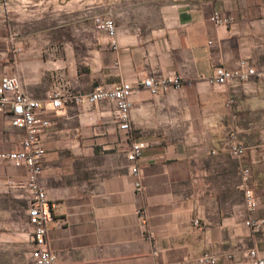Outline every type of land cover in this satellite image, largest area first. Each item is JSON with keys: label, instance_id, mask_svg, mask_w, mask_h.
Returning a JSON list of instances; mask_svg holds the SVG:
<instances>
[{"label": "crops", "instance_id": "obj_1", "mask_svg": "<svg viewBox=\"0 0 264 264\" xmlns=\"http://www.w3.org/2000/svg\"><path fill=\"white\" fill-rule=\"evenodd\" d=\"M214 13L231 22L215 26ZM97 19L112 21V38ZM240 61L264 69V0L0 1V80L14 75L34 99L151 74L181 81L156 96L134 91L126 131L109 102L50 115L39 182L57 264H196L202 254L215 264H252L248 250L264 262V82L209 83L216 67L233 70ZM229 131L244 149L238 157L228 152ZM22 137L0 115V152L18 149ZM133 143L144 144L136 175L126 159ZM242 168L256 202L251 212ZM24 175L0 163V199L4 181ZM20 218L25 212L0 208V246L12 252L22 244L28 254ZM247 220L260 222L259 231Z\"/></svg>", "mask_w": 264, "mask_h": 264}, {"label": "built area", "instance_id": "obj_2", "mask_svg": "<svg viewBox=\"0 0 264 264\" xmlns=\"http://www.w3.org/2000/svg\"><path fill=\"white\" fill-rule=\"evenodd\" d=\"M3 6L9 0H0ZM213 24L221 26L231 19L225 20L212 16ZM96 28L106 32L109 37L114 35V24L111 20H96ZM253 78L264 82V69H254L245 61H240L233 70H225L216 67L209 83L216 86H233L236 82L245 83ZM181 81L173 75L151 74L143 78H135L131 81H123L119 85L104 89L93 88L84 94H73L68 90H60L49 94L45 100H37L25 94L21 83L14 75H4L0 80V115L8 118L9 125L23 132L18 149L9 152H0V163L10 165L16 169H24L25 175L19 179H6L2 184L3 190L16 191L25 198V226L28 244V261L30 264H57L55 257L49 251L46 241V228L51 220V207L46 198L45 191L40 185L39 177L42 173L44 147L41 143L46 129L50 126V115L54 110L68 106H91L99 102H109L113 105L112 117L119 130L126 131L129 128V113L131 110L130 96L138 89L146 90L150 95L156 96L170 89H179ZM48 102L49 107L44 103ZM233 100H229L231 104ZM228 152L231 156L238 157L243 153V147L238 143L233 131L226 136ZM143 143H133L126 153V159L131 163L130 172L138 173V160ZM262 159L264 160V145L260 146ZM241 190L245 208L251 212L256 207V202L249 188V169L242 168L240 172ZM135 192L142 190L138 181L134 184ZM197 221H193L196 225ZM244 226L256 233L261 223L255 220H247ZM247 256L252 264H264L254 250H248ZM216 258L208 254H202L196 259V264H215Z\"/></svg>", "mask_w": 264, "mask_h": 264}, {"label": "rangeland", "instance_id": "obj_3", "mask_svg": "<svg viewBox=\"0 0 264 264\" xmlns=\"http://www.w3.org/2000/svg\"><path fill=\"white\" fill-rule=\"evenodd\" d=\"M0 208H9L21 217L26 208L25 198L19 192L7 191L6 194L3 195V198L0 199ZM21 221L25 222V219H19V229ZM21 232H26V230L22 229ZM9 256L11 258H9ZM0 264H30L28 261L27 250L22 244L12 252L8 247L4 245L0 246Z\"/></svg>", "mask_w": 264, "mask_h": 264}]
</instances>
